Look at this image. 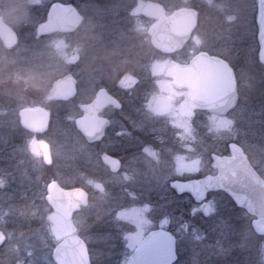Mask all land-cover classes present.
I'll return each instance as SVG.
<instances>
[{
    "label": "flooded vegetation",
    "instance_id": "flooded-vegetation-1",
    "mask_svg": "<svg viewBox=\"0 0 264 264\" xmlns=\"http://www.w3.org/2000/svg\"><path fill=\"white\" fill-rule=\"evenodd\" d=\"M50 1L51 4L45 19L36 28V35L38 37H49L53 33L61 32L65 35L63 36L65 40H68V35L75 33L77 44L71 51L72 57L70 60H72L76 53L78 54V59L75 62H69L66 68L63 69V74L52 79L51 84L46 86V88H44L45 86H40V92H36L33 96L34 100L36 99L35 102L27 104L18 110V121L22 128L27 131L25 139L28 141H44L49 146L51 163L46 162L42 155L39 156L40 163H43L44 167L52 170L54 164L57 163V157L54 156V144L52 143V137L54 136L52 131L54 128L52 127L54 125V116L60 115L62 122L58 120L59 125L57 122L55 124L56 127L60 126V130L56 132L57 139L60 141L59 145L62 146L63 141H66L65 139L68 138V128L70 132L71 130L76 132L75 134L78 138L77 152H64L61 155V158H63L61 160L68 164L66 165L68 169L64 168L61 171L62 174L75 170L85 175L87 173V166L92 167V165H96L99 167V170L93 173L95 174L94 178L90 181L93 184L97 182L104 184L102 181V176L104 175L112 176L120 175V173L124 172L132 173L130 172L132 171L131 169H127L128 171L124 169L126 167H144L145 169L152 167L156 175L148 172L149 176L144 180L149 185L147 189L151 190L152 184L149 183L152 178L155 179L152 181L155 182V187L159 192L157 196L161 197L164 188L160 189L159 182L161 179L158 176L160 173V176L163 177V174L158 170V166L168 160L172 162L175 159L177 151L175 145L178 146V143L175 141L174 133L177 130L171 124L170 116L155 115L149 109L152 108L154 96L167 95L166 92H162L161 82L164 83V87H173L178 93L187 91V87L174 85L172 79L166 76L165 71L168 64L171 62L188 64L199 54H206L210 57L223 60L234 69L238 98L235 106L226 115L229 116L236 112L240 117L245 119L246 117L255 118L257 116L259 119L258 123L261 124L256 129L254 128V134L259 139V133L264 131V73L258 69L259 65L256 60L264 62L261 60V51H250L249 49L246 51L244 48L245 25L247 22H251V20L256 24L258 40L259 0H254L257 6L256 16L249 17L248 21L243 13L244 0H129L119 10L121 13H125L122 17L113 16L114 14L109 12L112 9L111 6L113 8L117 7L113 6L116 0H90L91 4L93 2L97 4L96 9L94 11L91 10V12L93 11L92 15H90V10L87 11L86 8L79 7L75 0ZM124 1L120 0L121 3ZM147 2L156 4V6L150 7L144 12L142 9ZM57 3L73 6L81 15L80 23L69 30L57 28L45 33H38V28L51 18L53 6ZM1 5L2 2L0 0V17L16 32L17 43L12 47H8L0 37V69L3 68V54L5 51H18L17 46L20 42L18 31L4 17ZM182 10H189L195 14L192 30L188 38L183 42H181V39L190 22L188 16L181 17L178 23L165 28L168 18ZM134 12H136L135 22L132 20ZM234 15L235 17L233 18ZM229 17H232V19H229ZM63 19H66V17H63ZM166 29L168 33L165 32ZM166 34H168L167 39ZM85 51H94V57H90L87 60L84 58ZM245 71L254 73L244 82L240 79L239 73L242 72L243 74ZM45 73H47L46 78L49 80L52 77L53 71L49 68ZM68 74H71L75 78L74 93L67 98H50L49 95L54 89V82ZM126 74L136 76L138 78L137 82L130 86L121 84V80ZM143 76L145 77L143 78ZM136 89L140 90L138 102L143 107L142 113L145 117H150L152 121H149L142 128L125 125L129 122L130 118L135 119V116L133 118L132 114L129 113L131 108L129 105L132 98L131 95ZM97 99H101L103 104L95 113L88 106ZM183 99V95L176 96L175 102L179 104ZM50 105H57L61 111H52ZM245 107L250 109L246 116ZM28 108H42L46 110L48 112L47 124L42 126L37 119L34 121L35 129L24 125L21 111ZM251 110L254 113H251ZM194 112L195 115L190 119L194 120V123L198 115L205 117L212 115L211 111L207 109H196ZM177 114L179 117L189 120L180 112H177ZM97 117L105 119L106 124L101 134L95 132L90 138L82 130V127H79L78 120H84L85 118L96 119L91 124L89 129L91 130L101 123ZM120 117L124 118L121 119V127L117 123ZM247 128L250 129V126H247ZM259 140H264V138H260ZM252 146H254V149L251 147L252 150L257 152L261 146H264V142L255 141ZM231 154L232 149L225 155ZM245 154L248 155L247 153ZM105 155L117 160L118 169H112L105 162ZM67 156L70 158L67 159ZM166 156L168 160L165 159ZM248 157L249 161L252 162V157L249 155ZM15 161L18 163V166L21 161L24 164H28L29 167L33 162L29 154L24 153L22 150L16 153ZM254 168L264 179V175L260 173L261 164H254ZM216 172L217 168H213L210 173L215 174ZM192 178L197 177H177L168 183L173 186V182L176 180H189ZM46 180L48 184L52 181H57L52 176ZM125 183L123 182V184ZM104 186V191H98L95 187L94 190L105 193L107 187L105 184ZM173 190L176 192L175 189ZM86 191L87 197H89L90 193L88 189ZM221 192L227 194L228 198L232 199L228 193L222 190L210 191L207 193L206 198L212 194H219ZM136 193H140V191L136 189ZM111 194L113 195L112 192ZM178 194L193 197L187 192ZM205 202L206 199L198 203L203 206ZM233 204L239 211L246 214L248 225L256 230L259 235L262 232L264 233V231L256 227V216L245 208L238 207L234 201ZM205 215L207 217L210 216V212ZM115 221H117V218L105 226L106 232L102 233L103 239L97 249L98 258L96 257L97 259L95 260L94 257L93 259L91 257L92 264H126L129 256L134 252V248L130 249L129 246L131 240L126 239V237L131 236L136 231L135 226L138 227V225L134 223L124 224L121 222V219L119 223ZM159 228L170 231L176 238L178 256L173 264H193L194 258L192 256L181 257L179 253L181 243L185 242L186 238L191 235L189 225L184 224V228L182 229L180 223L166 226L153 224L144 230L143 236L145 237L149 232ZM211 231L212 235L218 236L217 230L214 231L213 229ZM127 246H129V249Z\"/></svg>",
    "mask_w": 264,
    "mask_h": 264
},
{
    "label": "rangeland",
    "instance_id": "rangeland-1",
    "mask_svg": "<svg viewBox=\"0 0 264 264\" xmlns=\"http://www.w3.org/2000/svg\"><path fill=\"white\" fill-rule=\"evenodd\" d=\"M1 2L4 13L2 14L6 18L9 17L7 19L12 26H16L19 22L23 25V23L27 21L25 13L27 14V8L29 6L39 4L43 5L45 0H42V2L41 0H38V2L35 0L36 4L34 0H21L20 2H17V4H15L14 0H1ZM75 2L79 7L86 8V10H90V12L91 10L94 11L97 6L94 2L91 4L90 0H75ZM128 2L129 0H125L123 3H121L120 0H116V2L113 3V6L117 7L113 8L111 6L112 9H110L109 12H112L114 14L113 16L122 17L125 13H121L119 10ZM245 7L247 8L246 4ZM245 7L243 8L244 15ZM92 12L89 14L92 15ZM135 13L136 12L132 15V20L134 22L136 21ZM234 17L235 15L233 18ZM38 38V36L36 39L30 34L24 35L23 40H20L17 46L18 51H9L10 54H15V56H17L11 57L8 60L11 66L8 71H10L11 74H14V93H12L14 96V106L10 111H8L9 113H5L11 115L5 116V119L10 122L12 121V123L14 120L18 123L14 109H20L27 104L35 102L36 99L34 100L33 96L36 92H40V86H45L44 88H46V86L51 84L52 77L49 80L46 78L47 73H45V71H47V69L51 68L52 71L55 72H64L63 69L66 68L72 57L71 51L77 44L75 33L68 35V40H65L64 37H58V35L43 37L42 40ZM57 45H60V47H57ZM251 45L252 42L249 43L248 49L250 51H254V48L251 47ZM23 51H34V54L30 56H33L31 61H33V64H36L35 66L32 67L29 65L28 61L30 58H27V62L22 61L24 60V57L20 54ZM38 51H48V55L53 63H46L45 60L44 63L42 61L43 55L38 53ZM93 53L94 51H85L84 58L88 60L90 57H94ZM46 55H44V58H46ZM16 61L20 63L16 64ZM256 61L259 65L258 69L264 73V63L259 60ZM41 62H43V66H40ZM253 73L254 72L245 71L242 74V72H240L239 77L245 82ZM3 76L4 77L2 79H6L8 77L5 74H3ZM144 77L145 76H143V78ZM160 84L161 88H164V83L161 82ZM139 91L136 89L131 95L132 98L130 99L129 105L131 108L129 113L132 114L133 118L135 116V119L133 120L130 118L128 120L129 122L125 124L128 127L142 128L146 126L149 121H151L150 117L147 118L142 113L143 107L138 102ZM50 106L54 112L61 111L57 105ZM249 110V108L247 109V107H245V116ZM254 111L257 112L256 110ZM252 112L253 111L251 110V113ZM54 117V125L52 127L54 128L52 130L54 136L52 137V143L54 144V156L57 157V163L54 164L53 169L51 170L48 167H44V164L40 163L39 157L33 155L31 151L32 141L25 139L26 135H24L22 143H17L13 146L16 150L13 157L17 152L22 150L24 153L26 152L29 154L30 159L33 160L32 164L29 167L28 164H24L20 161L19 166L18 163H15L10 167H2L0 172L6 173L8 177L11 175L9 179H12L17 184L34 183L40 186L44 183L45 179L52 176V178L57 180L59 183L61 181L72 183L70 178H73V181H76L78 185L71 184L70 187L82 186L88 189V191L90 190L89 188L94 190V184L90 180H93L94 178L95 174L93 173H96L99 170L98 166H87V173L85 175L75 170H73V172L70 171L63 174L61 173L64 168L68 169L66 166L68 164L67 162L61 160L63 159L61 158V155L64 152H77L78 138L75 134L76 132L73 130L70 132L68 128V138L65 139L66 141H63V147L60 146V141L57 139L58 136L56 134V132L60 130V126L56 127L55 124L57 122L59 125V121L62 122V118L60 115H55ZM228 118L234 121L232 133H216L209 132L208 130L207 125L210 123L209 117L198 115L194 123V120L181 118L177 113L172 114L170 116V121L174 126V129L177 130L174 135L178 146L175 145L177 148L174 159L175 161L173 160L170 162L166 156L165 159L168 161L158 166V170H160L163 174V177L160 176V173L158 176L161 179L159 187L160 189L164 188L159 200L151 193L152 190L156 189L155 184L152 183L150 190L146 189L149 185H144L143 182L145 181L144 179L149 176V174H147L148 172L156 175L155 170L152 167L146 169L144 167H126L124 169H131L132 171L130 172L132 173L124 172L120 173V175H104L102 176V181L106 186L109 184L111 189H109L105 194H93L94 199L92 201L91 198L88 197L87 206L91 211L86 209L84 211H79L75 216L73 215L71 218V227L75 228V231H69L68 226L65 225L63 231L67 234L61 235L60 239L72 233H79L87 241L92 259L94 257L96 260L98 258L97 249L103 239L102 233L106 232L102 226H104V223L106 224L107 222L97 224L98 220L90 219L89 213H91L97 205V209L100 212L103 210L98 207L109 205L106 213L115 211V214L112 217L113 219L116 218L118 212L127 210L125 218H122L121 222L124 224L134 223L135 225H142L143 233L149 225L153 224L166 226L169 224L180 223L182 229L184 228V224L189 225L191 235L186 238L185 242L183 241V243H181L179 253L181 257L192 256L194 258L193 264H264V233L262 232L261 235H259L256 230L248 225V217L246 214L239 211L237 207L224 195H221L220 193L212 194L206 198V203L212 202V211L208 217L203 211V206L196 202L193 197L191 201L190 196L175 192L177 195H183V197L175 198L176 196H172L173 198H171L172 192L174 193V188L171 185H168V182L172 180V178L200 176L208 172L210 169L209 167H211V157L207 155L209 148L226 149V144L230 142L229 146H227L229 151H231L230 144L236 143L237 145L244 147L245 153L251 156L253 160H261V164H264V155L261 154L260 148L257 152L252 150L253 142H264V140H259L260 138H264V131L259 133V139L254 134V128L256 129V127L261 124L258 123L259 119L257 116H255V118L246 117L245 119L240 117V115L235 112L232 115H229ZM118 119V126L120 125L121 127V119L124 118L120 117ZM247 126H250V129H248ZM17 130L19 131L17 132ZM15 132L18 134L23 133L19 128H17ZM16 139L19 140V137ZM3 148L4 145L1 149ZM67 157V159L70 158L69 156ZM196 161H198V163L194 164ZM69 173L72 174L70 175ZM125 174L130 176L132 179H125ZM0 179L4 181L3 187H0L2 191V193H0V230L4 234V241L0 244V264H54V261L51 258V253L60 239H56L49 232V222L47 221V216L51 213L47 214L46 218L43 217L42 210L45 209V207L37 205V214H35V216H37L36 220L33 222L36 228L28 234L26 239L22 238L20 233L15 235V231L13 229L6 227L9 225H7V219L11 217L12 212L14 213V210L16 209L15 206L9 204L14 195L12 194L10 182H5L6 178L0 177ZM123 182L126 183L123 184ZM84 184H88L89 187H85ZM60 185L63 184L60 183ZM47 186L48 183L45 184L46 192L48 193ZM136 189H138L140 193H136ZM110 192H112L113 195H110ZM213 197H215V200H213ZM175 203L178 205L177 207ZM116 207L117 210H115ZM19 209L23 210L21 207H19ZM51 209L52 212H54L53 207ZM132 210H136L135 214H133ZM8 213L9 216L7 215ZM9 220L11 221V219ZM145 221H147V223H145ZM115 222L119 223L120 219H117ZM135 229L136 231H134L131 235L133 240L130 241V244L135 242L136 233L140 230L136 226ZM213 229L214 231L217 230L218 236L212 235L213 233H211V230ZM9 233L11 234L10 238H8ZM88 237H90V239H87ZM53 243H55L54 246H52ZM127 247L129 249V246ZM130 249H133V247L130 246Z\"/></svg>",
    "mask_w": 264,
    "mask_h": 264
},
{
    "label": "snow or ice",
    "instance_id": "snow-or-ice-1",
    "mask_svg": "<svg viewBox=\"0 0 264 264\" xmlns=\"http://www.w3.org/2000/svg\"><path fill=\"white\" fill-rule=\"evenodd\" d=\"M53 7H57L54 5ZM75 13V10H72ZM232 19V17H229ZM79 17L77 16V22ZM43 28V26H41ZM199 42V41H198ZM60 47V45H57ZM205 61L212 66L213 71L219 73V78L209 76H200L195 80L183 83L182 86L187 87L188 91L183 93H178L173 87H164L162 92H166L167 95L154 96L153 100L156 105L155 108H150L155 115H165L171 116L173 113L181 112L189 120L195 115L194 109H208L211 111L212 115L209 117L210 123L207 125L209 132H228L232 133L234 121L229 119L226 113L235 106L237 101V96L234 94V89L230 86L229 81L232 79V69L229 65L223 61H218L214 57H206L201 54ZM264 60V55L261 56ZM74 56L72 60H75ZM200 57L193 61L191 66H187L183 70H178L174 73V78L178 83L182 82L184 77L183 73H196L200 63ZM179 69V65L176 66ZM61 82H59L60 84ZM69 90L70 87H69ZM183 95L184 99L180 101L179 104L175 102V97ZM117 106H119L117 104ZM85 118L81 123L82 130L85 131L87 135L91 138L92 135L99 131V128H92L89 130L85 127ZM190 130V129H189ZM194 138V137H193ZM38 145V146H37ZM232 149V155L229 157L221 158L216 157L217 161L223 159L224 164L218 166L221 167V175L218 177L221 182V187L224 191H227L234 200L240 201L239 193L241 190L245 191L249 195V199L246 201L248 207H252L253 197L264 199V179H259L257 172L254 168V164L260 163L261 160L249 161L248 155L245 154V148L237 145L236 143L230 144ZM254 147V146H252ZM42 150V151H41ZM31 151L33 155L43 158L51 163V158L49 155L48 145L44 141H32ZM260 152L264 155V146L260 147ZM198 161L194 162L197 164ZM261 175H264V164H261L260 169ZM125 179H131L130 176L125 174ZM211 181L212 178H207ZM200 183V182H197ZM4 181L0 179V187H3ZM211 187V184L209 185ZM49 195L48 202L51 207L55 208V212H52L47 216V221L49 222V232L56 239H60L61 235L67 234L63 231L65 225L68 226L69 231L74 232L75 228L71 227V214L72 210L78 208L79 202L73 201L72 199H65V197H71L72 194L64 193L62 189L58 187L55 181L51 185H48ZM101 191L103 188L97 185ZM173 187H177L174 184ZM79 192V191H78ZM83 196V193H80ZM197 197L200 201L205 200V196L197 192ZM215 200V197H213ZM243 207V204H241ZM126 211L118 212L116 218H125ZM135 214L136 210H132ZM212 211V202L207 203L205 214H209ZM167 219V218H165ZM147 223V221H145ZM140 229L136 233L135 242L129 246L134 248L136 255L133 257L132 261L127 262V264H173L176 258V238L170 234L163 232H152L148 234L145 239L143 236L142 225L138 224ZM11 234H8L10 238ZM87 239H90L88 237ZM128 240H133V237H126ZM82 249L86 254L88 249L86 247V242L79 239V237H73V246L65 252V255L75 257L78 248ZM159 257V258H154ZM73 264H87V261L81 258L79 261H73Z\"/></svg>",
    "mask_w": 264,
    "mask_h": 264
},
{
    "label": "water",
    "instance_id": "water-1",
    "mask_svg": "<svg viewBox=\"0 0 264 264\" xmlns=\"http://www.w3.org/2000/svg\"><path fill=\"white\" fill-rule=\"evenodd\" d=\"M55 5L57 7H53L52 12H51V18L49 19L48 22L41 25V26H43V28H41V26L38 28V33H45V32H48V31H51V30H54L57 28L62 29V30H69V29L74 28L75 26H77L80 23L81 15L77 12V10L73 6L63 5V4H59V3H57ZM154 6H156V4H153L151 2H147L143 6L142 10L145 12L147 9H149L150 7H154ZM72 10H75V13H73ZM77 16L79 17L78 22H77ZM183 16H188L190 19V22L188 23V28L184 32V36L182 37L181 42H183L184 40H186V38H188V36L192 30L193 24L195 22V14L189 10H182V11H179V12L171 15L165 23V28H167V26H169V25L178 23L179 19ZM63 17H66V19H63ZM258 27H259V37L258 38H259V43L261 46L260 56H262V55H264V0H260V18L258 21ZM165 32L168 33L167 29L165 30ZM0 37L2 38L5 45L8 47H12L17 43L16 32L14 31V29L9 24H7L2 19V17H0ZM167 37H168V34H166V39H167ZM168 40H169V38H168ZM204 55L206 57H210L206 54H204ZM74 56L76 57V59L73 60L72 62H75L78 59L77 53ZM198 57H200L201 59H200V63H199L197 72L196 73H183L184 79L182 82L178 83L176 81V79L174 78V73L178 70H183L187 66H191L193 64V61ZM216 59L218 61H223V60H220L218 58H216ZM261 60H262V58H261ZM262 61L264 62V60H262ZM223 62H225V61H223ZM225 63H227V62H225ZM177 65H179V69L176 68ZM229 67L232 69V74H233L232 79L229 81V84L234 89V94L238 98L236 74H235L234 69L230 65H229ZM211 69H212V66L209 65L205 61L204 57H202L201 54H199L195 58H193L188 64H179V63H175V62L169 63L167 68H166L165 74H166V76H168L172 79V83L174 85L179 86V87H184V86H182L183 83H187L188 81L195 80L197 77H200V76L211 75L213 77L219 78V73H217ZM137 80H138V78L136 76H134L132 74H126L125 76H123V78L121 80V84H123L125 86H130V85H133L134 83H136ZM59 82H61V83L59 84ZM69 87L71 90H69ZM74 90H75V78L71 74H68L64 77L57 79L54 82V89L51 92V94L49 95V97L50 98H60V99L67 98L68 96H70L74 93ZM187 91H188V89H187ZM102 104H103V101L101 99H97L94 103L89 105L88 108L90 110H93L96 113V111L101 107ZM155 107H156V105L153 102L152 108H155ZM197 109H200V108H197ZM195 110L196 109H194L193 111H195ZM181 114H183V113H181ZM21 115H22L23 124L29 128H33V129L36 128L34 126V121H36L37 119L42 124V126H45L47 124L48 112L42 108L24 109L21 111ZM98 119L101 121V123L96 127V128H99V131H96V132L101 134L103 132L104 126L106 124V120L102 119V118H98ZM81 121H83V120H78L79 127H81V123H79ZM93 121L95 122L96 119L93 120V118H87V120L85 121V127L90 129ZM48 149H49V146H48ZM49 155H50V152H49ZM217 156H219V155H214L213 162H212V166L218 169V172L216 174H208V175H205L203 177L190 179V180H176L173 182V185L177 184V187H174L175 190L178 193L189 192L194 196V198L197 202H200V200L197 197V192H199L201 195L206 197V194L210 190L223 189L221 187V182L218 179V177H220V175H221V170H222L221 167L218 166V164L223 165L224 161L222 159L221 161L218 162L216 159ZM219 157L224 158V157H229V156L225 155V156H219ZM104 160L106 163H108L111 166L112 169H114V170L118 169V162L116 159H114L108 155H105ZM256 172H257V170H256ZM257 176L259 179H263L258 172H257ZM207 178H212V179H211V181H209ZM52 182H50L49 185H51ZM55 182L58 185V187L63 190L64 193L72 194L71 197H65L66 200L72 199L73 201L79 202L80 206L78 208H75L72 210V214H71V218H72L73 212L76 210H79L82 205L87 203V191H86V189H84L82 187L63 188L62 186H60V184L57 181H55ZM197 182H200V183H197ZM210 184H211V187L209 186ZM97 185H100L103 188V191L105 190V186L103 183L97 182L94 184V187L97 190L101 191L100 188L97 187ZM80 193H83L84 195L81 196ZM48 195H47V198H48ZM239 196H240V201L237 202L235 200V202L239 206H241V204H243V207L245 209H247L253 215L257 216L256 226L261 231H264V199L253 197L252 198V200H253L252 207L249 208L248 204L246 203V201L249 199L248 193L241 190L239 193ZM206 205H207V203H205L203 205L204 211H206ZM54 210H56V209L54 208ZM152 232H157V233L163 232V233L170 234L174 237V235L170 231H168L166 229H162V228L153 230V231L149 232L148 234H150ZM147 236L145 237V239L147 238ZM73 237H79L80 240L86 242V247L88 249L86 254L83 252L82 249H79L78 245H76L75 247H77L79 250H78L75 257L65 255V252L69 249V247L73 246ZM3 241H4V234L0 230V244ZM51 255H52V259L55 262V264H73L74 260L79 261L81 258L86 260L87 264H92L87 241L79 233H73V234L67 235L64 238H62L58 242L56 247L54 248ZM135 255H136V253L134 251L130 255V257L128 258L127 262L132 261V259ZM177 256H178V254H177V247H176V258L173 261V263L176 261ZM154 258H159V257H154Z\"/></svg>",
    "mask_w": 264,
    "mask_h": 264
},
{
    "label": "trees",
    "instance_id": "trees-1",
    "mask_svg": "<svg viewBox=\"0 0 264 264\" xmlns=\"http://www.w3.org/2000/svg\"><path fill=\"white\" fill-rule=\"evenodd\" d=\"M20 1L21 0H14L15 4H17V2H20ZM50 4H51L50 0H45V3L43 5H40V4L39 5H31L27 8V14L25 13L27 21L24 22L23 25L20 24V22H19L16 24V26H14V28L18 31V33L20 35V40L21 39L23 40V36L27 35V34L33 35V37L37 39L36 28L39 25V23L45 19ZM245 4H246L247 8L245 7ZM244 7H245V9H244L245 17H246L247 21H248V16L249 17L256 16L257 6L255 5L254 0H244ZM7 18H9V17H7ZM245 31H246V36H245V40H244L245 50L246 51L248 50V48H249L248 45H249V43L252 42L251 47L254 48V51H259L260 46H259V43L257 40V35H256L257 34V28H256L255 22L252 20H251V22H247L245 25ZM249 32H250V34H249ZM252 33H254V34H252ZM53 34L58 35V37L65 36L61 32H56ZM53 34H52V36H54ZM42 38L43 37H39L38 39L42 40ZM38 53H41L43 55L42 56L43 62H44V60L46 63L49 62V64L52 62L50 59V56L48 55V51H38ZM46 53H47V55H46ZM33 54H34V51H23V52H21L20 55H22V57H24L23 58L24 60H22L23 62H27L28 61L27 58H30V60L28 62H29V64H32L31 66L33 67L36 65V64H33V61H31L33 56H30V55H33ZM44 55H46V58H44ZM11 57H17V56H15V54H10L9 51H5V53L3 54V58H4L3 59V68L0 69V170L2 167H10L16 163L15 156L13 157V154L16 150H15V147H13V146H15L17 143H22L24 135L27 134V131L22 128L21 124L18 121V110H19L18 108L14 109L18 123L15 120L12 123V121L10 122L9 120L5 119V116H11L10 114H5V113H9L8 111H10L12 109V107L14 106V96L12 94V93H14V78H13L14 74H11L10 71H8L9 67H11L8 60ZM43 62L40 63V66H43L42 65ZM17 63H20V62L16 61V64ZM37 63H38V60H37ZM54 72L55 71H53L52 79L63 74V72H59V71H57L55 73ZM261 72H263V71H261ZM3 74H5L8 77L6 79H2L4 77ZM9 128H11L13 130H11ZM17 128H19L23 133L18 134L17 132L19 130H17V132H15ZM17 137H19V140L16 139ZM229 143L226 144V149L209 148L207 151V155L209 157H211V155L214 153H217V154L228 153L229 152V148H228ZM2 144L4 145L3 149H1V147L3 146ZM209 168L210 169L208 170V172H210L212 170L211 167H209ZM0 174H1L0 177L6 178L5 182H10V184H11V188H12L11 190H12V194L14 195V197L11 199L12 201L9 204L16 207V209L14 210L15 212L14 213L12 212L11 217L10 218L7 217L8 218L7 219L8 220L7 225L8 224L9 225L6 227H10L11 229H13L15 231V235H18L20 233L22 238L26 239L28 234H30L34 230V228H36L34 226V223H33L36 220V216H37V215L35 216V214H37L36 213V206L40 205L42 207H45V209L42 210L43 217H45V218H46L47 214L52 213V209H51L52 207L50 206L48 199H46L47 192H46L45 184L47 183V180L45 179L44 183H42V185H40V186L36 185L34 183H30V184H27V183L19 184L18 183L17 184L12 179H9L11 175L8 177V175L6 173L0 172ZM176 178L177 177H174L172 179H176ZM183 178H188V177H183ZM70 179L72 180V183L62 182V181L60 183H62L63 184L62 186H64V187H70L71 184L72 185H78V183L76 181H73L74 180L73 178H70ZM152 180H155V179L152 178ZM152 180H151L150 184L155 183ZM146 184L148 185V183L145 181L144 185H146ZM84 186L87 187L88 184L87 185L84 184ZM106 187L107 188H106L105 193L109 189H111V186L109 184H107ZM89 189H90L89 190V193H90L89 197L91 198V201L94 199L93 194H95V193L105 194V193H100V192L93 190L91 188H89ZM0 193H2L1 189H0ZM151 193L153 194V196L156 199L159 200V197L157 196V194L159 192L157 191V189L152 190ZM220 194H222L226 198H228L227 194H225L223 192H221ZM110 195H111V192H110ZM110 195H108V196H110ZM0 196H1V194H0ZM172 196H176L175 198L183 197V195H177L175 192L174 193L172 192L171 198H173ZM190 199L192 201V197ZM230 201H231V199H230ZM97 206H96V208H94V210H93L94 212L92 211L91 213H89V215H90L89 218L94 219V220L97 219L98 220L97 224L107 222L106 224L104 223V226H102L105 229L106 225L113 222L112 217L115 214V211L110 212V213H106L109 205H103L101 207H98L99 209L102 208V210H103L102 212H100L97 209ZM177 206L178 205L176 204V207ZM19 207L23 208V210H20ZM86 209H88V211H91V210H89L87 205L83 206L81 208V210H79V211H84ZM115 210H117V207ZM79 211H76L74 213V216L77 215ZM33 212H35V213H33ZM7 215L9 216V213ZM9 219H11V221ZM108 222H110V223H108ZM97 227H99V226H97ZM98 230H99V228H98ZM97 232H99V231H97ZM55 243H53L52 246H54Z\"/></svg>",
    "mask_w": 264,
    "mask_h": 264
}]
</instances>
